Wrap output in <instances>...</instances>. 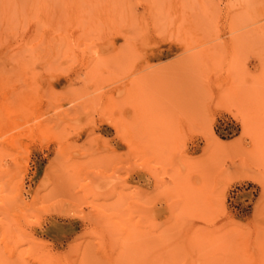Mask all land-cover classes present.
I'll return each mask as SVG.
<instances>
[{
    "label": "rangeland",
    "instance_id": "1",
    "mask_svg": "<svg viewBox=\"0 0 264 264\" xmlns=\"http://www.w3.org/2000/svg\"><path fill=\"white\" fill-rule=\"evenodd\" d=\"M0 264H264V0H0Z\"/></svg>",
    "mask_w": 264,
    "mask_h": 264
}]
</instances>
